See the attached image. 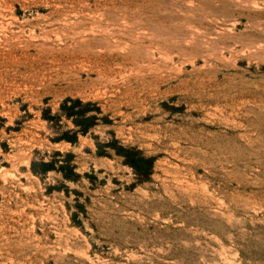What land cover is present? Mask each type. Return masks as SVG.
<instances>
[{
  "label": "rangeland",
  "instance_id": "obj_1",
  "mask_svg": "<svg viewBox=\"0 0 264 264\" xmlns=\"http://www.w3.org/2000/svg\"><path fill=\"white\" fill-rule=\"evenodd\" d=\"M0 264H264V0H0Z\"/></svg>",
  "mask_w": 264,
  "mask_h": 264
}]
</instances>
